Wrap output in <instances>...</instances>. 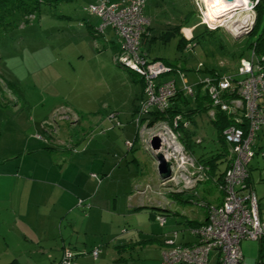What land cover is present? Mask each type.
<instances>
[{"label":"rangeland","instance_id":"374dc122","mask_svg":"<svg viewBox=\"0 0 264 264\" xmlns=\"http://www.w3.org/2000/svg\"><path fill=\"white\" fill-rule=\"evenodd\" d=\"M109 1L120 3L127 0ZM212 1L214 0L145 2L144 14L150 20V31H146L149 34L151 32V40L147 44L142 42L140 49L146 51L150 59L159 58L169 63L176 61L181 63L183 59L182 67L187 85H195L201 77L208 75L212 68L235 74L239 56L244 59L251 58L249 43L258 36L254 34L248 37L249 40H245L246 34L242 32V27L249 25L247 15L251 10L248 9L250 8L248 3L253 0H246L247 5L245 4L244 8L234 5L221 9L220 15H213L214 13L207 11V3ZM221 1L227 6L234 4ZM92 3L94 0H68L54 7L43 6L40 13L32 17L28 23L2 32L0 79L4 80L3 82H17L25 103L30 108L31 117L45 119L54 127L57 126L56 140L63 142L64 139L68 141L66 143L73 144L72 150L75 151L71 153L83 152L82 158L74 161L72 165L84 167L83 177L75 185H79V190H82L90 187L92 180L95 181L90 198L99 188L95 199L102 202L94 203V206H98L99 212L104 215L103 218H96L94 222L88 224L87 240L94 245L81 253L82 256L90 257L87 264H159L164 247L163 239L166 236L177 232L179 242L193 240V236L187 231L188 224L185 220L192 218L194 211L199 207L193 202L182 201L185 196L181 199L178 196L183 195L176 194V191L192 183V176L184 172L194 167V163L192 164V157L176 144V139L167 127L161 122L149 127L144 120L138 125L141 135L146 139L151 135H158L161 139L160 151L169 157L167 159L172 165L170 178L164 180L159 178L160 184L157 186L153 183L145 185V182L141 186L134 185L133 179L136 177L140 182V177L146 175L147 171L146 167L142 165L137 167L134 164L136 150L125 153L121 146H117L112 150L102 149L94 155L90 149L85 153L91 138L105 134L108 141L114 140L115 136L120 134V128L115 122H120L121 127L129 123L134 106L138 107L142 100L141 97L135 99L140 92V82L143 86L142 95L144 94L142 76L125 66L127 57L123 56L122 63H118L125 50L117 42L116 34L110 28H106L104 34H101L100 18L88 9ZM254 13L256 14L255 8ZM184 16H189L191 23L201 22V25L206 27L205 38L199 37V42L192 41V37L187 39L191 49H179V36L176 34L165 42L163 38H159L161 31L169 25L178 24ZM204 26L202 30L205 29ZM208 30L212 31L215 40L209 39ZM257 31L258 33L264 31V16ZM232 32L237 33L236 35L241 33L242 36L233 37ZM220 41L222 48L219 46ZM243 41L245 43L241 46ZM112 43L116 44L120 51L113 52ZM199 63L202 65L201 70L197 68ZM196 90L203 91L200 88ZM0 100V103H4V98L0 97ZM27 109H24L26 114ZM2 112L0 110V120L8 118ZM111 113L115 116L108 117ZM104 117L108 120V127L115 128V132L111 134L106 132L105 124L95 125V122H100L99 119ZM201 118L207 136L212 137L215 133L216 137L215 127L208 116L203 113ZM44 127L47 128V125ZM262 137L264 135L261 136L259 130L254 146L257 154L251 161L253 169L250 184L264 212V157L257 151L259 145H264ZM144 145L143 148L141 143H136L138 147L136 155L143 154L144 162L147 157L154 160L148 141L145 140ZM115 155L118 156L117 159ZM113 156L115 161L112 160ZM102 158L114 163L104 172L100 171V164H97ZM157 175L155 169V183ZM170 179H174L177 186L169 188L166 184ZM178 186L181 187L177 189ZM151 193L155 199L149 203ZM81 194L84 192L78 193L74 189L76 199L84 200L87 206L88 203ZM167 194H173L177 199L171 200ZM153 214L165 217L163 226ZM94 215L93 210L91 217H95ZM95 249L96 257L92 254ZM241 250L245 260L264 264V242L244 240L241 243Z\"/></svg>","mask_w":264,"mask_h":264},{"label":"crops","instance_id":"0c3cea01","mask_svg":"<svg viewBox=\"0 0 264 264\" xmlns=\"http://www.w3.org/2000/svg\"><path fill=\"white\" fill-rule=\"evenodd\" d=\"M247 17L250 21L252 13L250 12ZM147 18L149 19V17ZM190 21L187 16L180 22L182 26L179 32L186 41L192 37L193 29L199 24V22L191 23ZM201 28V25L196 27V34L201 33ZM236 34L232 32L233 37L242 36L241 33ZM149 37H151V32ZM149 40L150 38L147 41L142 38L140 45L142 42L147 44ZM117 42H120L118 38ZM142 87V82H140V92L135 99L142 98ZM0 93L4 98V105H0V110L3 111L4 116H8V118L0 120V264H59L66 248L73 253L72 264H87L90 257L82 256L81 253L87 250V247L94 245H91V242L88 243L87 240L88 224L91 221L94 222L96 218H103L104 215L99 212L98 206H94V203L102 202L100 199H95L99 188L90 198L95 181L92 180L90 187L82 190H79V185H75L83 177L84 167H72V165L74 161H79L82 158L83 152L71 153L75 151L72 150L73 144L66 143L68 141L64 139L63 142L56 140L57 126L54 127L45 119L32 118L28 104L17 102L15 96L8 90L3 89ZM203 96V91L198 90L196 100L189 99V102H186L183 100L184 97H180L179 100L171 102V109H175L183 119H190L191 122L187 128L174 129L171 126V118L167 116L166 119L157 120L151 127L157 122H161L167 127V130L174 134L176 144L182 147L184 153L192 157L194 167L188 168L189 171L186 170L184 174L191 175L193 181L190 185H185V188L183 186V189H178L181 186L177 187L176 194L183 195L178 197L182 199L185 196L186 199L191 195L196 198L200 197L207 203L218 204L221 201V193L216 182L205 177L203 172L196 167L195 162L201 165L205 164L206 168L213 167L217 163L216 167L212 168L217 174L227 168L232 157V150L229 144L219 140V132L212 122L214 116L211 112L213 110L209 109V101ZM205 107L207 110H203ZM24 109L28 110L27 114ZM203 113L214 125L216 137L215 133L212 137L207 136L201 118ZM133 114L134 112L129 123L120 129V134H117L118 136L116 135L114 140L108 141L105 134L103 136L96 135L91 138L85 153H88L86 150L90 149L94 155L101 152L102 149L112 150L117 146H121L127 153L124 141H134L133 149L130 151L136 150L135 157H133L134 164L137 167L142 165L147 168L146 175L140 177V182L136 177L133 179L135 180L134 185L141 186L145 182V185L153 183L157 186L160 184L158 175L156 183L154 182V170L157 163L147 156L144 162L143 154L136 155L138 151L136 143H141L144 148L145 140L148 141V138L141 135L140 126L136 127L133 122L131 123ZM99 121L95 122L96 126L99 123L105 124L106 132L109 134L115 132V128L108 127L106 117ZM145 121L147 124L149 123V119ZM46 125L47 128L44 127ZM260 131L261 136L264 135V128ZM37 134L40 135V138L36 137ZM255 143L256 140L252 146L253 150ZM257 151L261 157H264V145H259ZM255 154L257 153L254 150V156ZM115 157L118 158L116 155ZM112 158L113 161L116 160L114 156ZM251 161L248 165L250 168L249 183L253 169ZM97 164H100V171L104 172L114 163L107 162L105 158H102V161ZM173 180L167 181L166 185L169 188L177 186ZM74 189L78 193L84 192L81 196L88 203L87 206L84 204V200L79 203L80 199L77 200L74 196ZM167 197L171 200L175 198L173 194H167ZM154 199L151 193L149 203H152ZM83 204L87 209L82 208ZM200 208L202 207L194 211L195 214L192 218H186V220H194L197 224L202 223L206 219V210ZM93 210L95 217H91ZM259 213L261 219H264V212L260 206ZM246 261L256 264L254 260L247 259Z\"/></svg>","mask_w":264,"mask_h":264},{"label":"built area","instance_id":"2783aa9c","mask_svg":"<svg viewBox=\"0 0 264 264\" xmlns=\"http://www.w3.org/2000/svg\"><path fill=\"white\" fill-rule=\"evenodd\" d=\"M262 2L264 0L249 2L252 19L248 26L242 27L244 34L248 33L254 21V7ZM144 4L145 0L120 3L99 0L97 4L90 5V11L101 17L100 30L110 25L120 40L125 50L120 62L126 56L128 61L125 66L142 76L145 98L140 101L133 116L136 126L153 109L159 114L165 113L170 100L178 92L193 97L197 86L208 95L214 108L227 115L240 113L233 118L234 125L222 130L224 141L231 146L232 157L222 178L220 203L206 205V219L189 230L192 241L179 242L177 232L166 236L159 264H254L244 259L241 243L244 240L264 242V219L259 215L253 188L247 183V167L254 156L252 146L257 132L264 128V65L261 63L264 57L257 58L252 51L250 59L240 58L236 74H223L215 79L205 75L195 85H187L184 71L176 69L172 76H168L172 71L170 66L162 60L147 58L140 50L142 33L149 23L143 14ZM144 33L147 34L146 31ZM186 48L191 49L188 44ZM200 67L199 63L197 68ZM233 93L239 96L236 98ZM182 120L181 115L174 116L171 126L177 127L181 122L182 127L187 126L188 122ZM238 123H242L241 126H237ZM115 125L121 126V123L117 121ZM36 137L40 138V135ZM131 145L130 141H125L126 148ZM82 202L79 200V203ZM155 218L160 225H164L165 217L157 214ZM92 254L96 257L97 250H93ZM72 258L73 253L66 248L59 264H72Z\"/></svg>","mask_w":264,"mask_h":264},{"label":"trees","instance_id":"16d2710c","mask_svg":"<svg viewBox=\"0 0 264 264\" xmlns=\"http://www.w3.org/2000/svg\"><path fill=\"white\" fill-rule=\"evenodd\" d=\"M64 1H68V0H0V36H1V33L4 32V31H7L9 30L10 28L14 27V26H17V25H20V24H26L28 23L32 17H35L37 16L40 11H41V8L43 6H48V7H54V6H57L58 4H60L61 2H64ZM99 0H94V3L90 4V5H94V4H97ZM146 2V0H145ZM90 5L88 7L89 11H90ZM144 7H145V4H144ZM144 7H143V14H144ZM255 11H256V14H255V19H254V22H253V25L251 27V30L249 32V34L247 35L248 37L251 36V35H258L254 41L250 42L249 43V46H250V49L251 51H253V53L257 56V58H260L261 57H264V31H261L258 33L257 31V28L260 24V21L262 19V16H264V3H258L255 7ZM91 12V11H90ZM92 13V12H91ZM96 16H98L97 14L95 13H92ZM144 16L147 18V16L144 14ZM100 18V22L102 23V20H101V17L98 16ZM187 16H184V18L186 19ZM183 18V19H184ZM148 19V18H147ZM149 20V19H148ZM182 20H180L181 22ZM178 23V24H175V25H169V27H167L165 30L163 31H167L166 33L161 31L162 34H159V38H163L164 42L167 41L169 38H171V36H174L175 34L177 36H179V44H178V48L179 49H184L185 48V45H186V40L182 37V35L180 34V28L182 26L181 23ZM150 23V21H149ZM198 25H201V24H198ZM197 25V26H198ZM196 26V27H197ZM203 26L204 25H201V29H203ZM196 27L193 29V35H192V41L193 40H198L199 37L200 38H205V31H206V27L204 30H201V33L199 34H196ZM106 28H110L113 32V28L110 26V25H106L103 29H102V32L101 34L103 35L104 33V30ZM199 28V27H198ZM98 29V28H97ZM97 29H95V31H97ZM146 30H149L150 31V26L149 24L147 26H145V31ZM170 30V31H169ZM144 31V32H145ZM142 33V38L143 40L147 41V39H149V33L147 32L146 33ZM115 33V32H114ZM258 33V34H257ZM210 34V35H209ZM208 35H209V39L211 40H215L216 37L214 36V34L212 33V31H209L208 30ZM246 36L245 40H249L248 37ZM117 37V36H116ZM118 38V37H117ZM141 38V39H142ZM220 38V37H219ZM119 40V39H118ZM151 40V39H150ZM244 40V41H245ZM120 41V40H119ZM241 42V46H243L245 42ZM199 42V40L197 41ZM121 44V42H119ZM122 46V44H121ZM219 46L220 48H222V43L220 41L219 43ZM241 46L239 48H241ZM111 49L113 52L117 53L118 51H120L119 47L116 45V44H113L111 45ZM141 50V49H140ZM142 51V50H141ZM142 52H145V51H142ZM145 54L147 55V53L145 52ZM148 57V56H147ZM240 58H242V56H239V60ZM161 60L159 58H154V60ZM238 60V61H239ZM165 64H167L168 66L171 67L172 71L171 73L168 74V76H172L175 72L176 69H180L182 71L183 70V65H184V61L182 60L181 63H179L178 61H176L175 63H169V62H166L164 60H162ZM120 63V62H118ZM262 65H264V61L261 62ZM238 64V63H237ZM121 65V64H120ZM237 67V66H236ZM201 70V69H200ZM223 74H228L227 71H222V70H216V69H210L209 70V74L210 76H212L213 78L215 77H218L220 75H223ZM236 74V73H235ZM230 75H234V74H230ZM175 77V76H174ZM214 78V79H215ZM4 81V80H3ZM1 79H0V92L3 90V89H6L8 90L12 95L15 96L16 98V101L19 102V103H22V104H25V100H24V97H23V93H22V90L19 88L18 86V83L17 82H14V81H5L3 82ZM197 88H199L197 86ZM1 94V93H0ZM204 94V98L206 100L209 101V109L210 110H213V112H211L213 114V118H212V122L214 123V125L216 126L218 132H219V140L223 143H226L224 141V138L222 136V130L230 125H234L235 124V121H234V117H236L238 114L240 115V113H236V115H227L225 112L217 109V108H214L211 104V101L208 97V95L203 92ZM2 95V94H1ZM0 95V97H1ZM233 96L234 97H238L239 95L236 94V93H233ZM180 97H184V101L186 102H189V99H194L196 100L197 99V90L195 91V95L191 98V97H187V96H184L182 93L178 92L171 100H170V104L171 102L173 101H176V100H179ZM145 98V95L143 94L142 95V100H144ZM1 101V100H0ZM3 103V102H2ZM0 103V105L2 104ZM169 104V107L167 109V111L165 113H161L159 114L157 111H155V109L151 110L146 116H144V118L142 120H146V119H149V126H151L153 123H155L157 120H163V119H166L167 117L172 118L176 115H180L179 113H177V111L175 109H171V106ZM3 106V105H2ZM134 112L136 111V108H137V105L134 106ZM203 110H207L206 107L203 108ZM167 116V117H166ZM172 116V117H171ZM183 119V118H182ZM184 121H187L188 122V125L185 126V127H182V122L177 126V127H174V129H178V128H187L189 125H190V119H183ZM182 120V121H183ZM242 123H238L237 126H241ZM121 129V127H119ZM38 135V134H37ZM125 141H130L132 143L131 147L127 148L128 151H131L133 149V146H134V141H131V140H125ZM125 141H124V144H125ZM228 144V143H226ZM126 147V146H125ZM214 160V159H213ZM215 162V161H213ZM196 163V167H198V169H200V171L203 172V175L205 177H209L211 178L214 182H216V186L218 187V190L220 191V186H221V182H222V178H223V175L225 173V170L227 169H224V171L222 172H219V173H214L215 170H212V168H214V166L216 167L217 163H215V165L212 166H209L208 168L205 167V164H197ZM250 163V162H249ZM249 165V164H248ZM228 167V166H227ZM249 171H250V168L249 166L247 167V172H248V176H249ZM247 183H249V177L247 179ZM184 192V191H182ZM221 193V191H220ZM174 196V195H173ZM194 197L195 196H191L189 195L188 198L186 199H183L182 201L184 202H193L194 204H196L198 207H202L204 209H206V205L210 204V203H207L206 201H204L202 198L198 197L194 200ZM84 205V204H83ZM259 205V204H258ZM260 215V213H259ZM186 223L188 224V228H187V231L189 232V230H191L193 227H196L198 224L196 223V221L194 220H185ZM260 243V242H259ZM261 251V250H260Z\"/></svg>","mask_w":264,"mask_h":264},{"label":"water","instance_id":"95a60500","mask_svg":"<svg viewBox=\"0 0 264 264\" xmlns=\"http://www.w3.org/2000/svg\"><path fill=\"white\" fill-rule=\"evenodd\" d=\"M232 2L234 0H225ZM161 139L158 135H153L149 140V147L152 151L153 158L157 163L156 169L160 179H168L171 176V162L160 151Z\"/></svg>","mask_w":264,"mask_h":264},{"label":"bare ground","instance_id":"6f19581e","mask_svg":"<svg viewBox=\"0 0 264 264\" xmlns=\"http://www.w3.org/2000/svg\"><path fill=\"white\" fill-rule=\"evenodd\" d=\"M236 2V3H235ZM227 3H234L233 5L227 6L224 2H222L221 0H214L212 2H208L207 3V11H209L210 13H214L213 15H220V10L224 9L226 7H233L235 6H239V8H244L245 4L247 5L246 0H234L232 2H227ZM249 4V3H248Z\"/></svg>","mask_w":264,"mask_h":264},{"label":"clouds","instance_id":"9594fccd","mask_svg":"<svg viewBox=\"0 0 264 264\" xmlns=\"http://www.w3.org/2000/svg\"><path fill=\"white\" fill-rule=\"evenodd\" d=\"M255 19V18H254ZM254 22V21H253ZM199 24H201V22H199ZM252 25H253V23H252ZM252 25H251V27H252ZM250 30H251V28H250ZM249 34V32L246 34V35H248ZM141 42V41H140ZM188 44V43H187ZM187 44L185 45V49H187L186 48V46H187ZM145 53V52H144ZM147 56V55H146ZM148 58V57H147ZM150 59V58H149ZM118 61H119V59H118ZM120 62V61H119ZM133 116H134V114H133ZM132 121H133V119H132ZM143 121V120H142ZM145 121V120H144ZM134 122V121H133ZM135 124V123H134ZM136 125V124H135ZM121 126H122V124H121ZM121 126H119V127H121ZM136 127H138V126H136ZM122 128V127H121ZM150 140V139H149ZM148 143H149V141H148ZM163 153V152H162ZM156 216V215H155Z\"/></svg>","mask_w":264,"mask_h":264}]
</instances>
